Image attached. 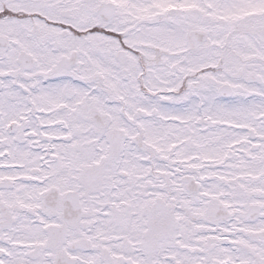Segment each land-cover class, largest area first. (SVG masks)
I'll list each match as a JSON object with an SVG mask.
<instances>
[{"label": "snow or ice", "instance_id": "obj_1", "mask_svg": "<svg viewBox=\"0 0 264 264\" xmlns=\"http://www.w3.org/2000/svg\"><path fill=\"white\" fill-rule=\"evenodd\" d=\"M0 264H264V0H0Z\"/></svg>", "mask_w": 264, "mask_h": 264}]
</instances>
